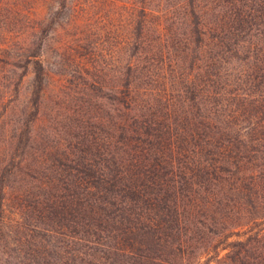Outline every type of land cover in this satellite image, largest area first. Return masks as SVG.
I'll use <instances>...</instances> for the list:
<instances>
[{
    "label": "rangeland",
    "instance_id": "rangeland-1",
    "mask_svg": "<svg viewBox=\"0 0 264 264\" xmlns=\"http://www.w3.org/2000/svg\"><path fill=\"white\" fill-rule=\"evenodd\" d=\"M255 1L0 0V264H161L142 259L130 263L101 246L47 231L48 222L35 209L38 195L46 193L44 183L58 178L54 171L64 161V148L80 143L87 151L83 141L114 132L127 113L122 107L129 100L120 94L125 83L137 113L162 111L166 89L177 113L213 115L221 122L218 133L228 126L221 137L234 136L238 121L264 125V102L251 106L241 98L229 99L238 109L237 117L229 119L227 101L204 109L197 93L180 91L185 74L192 71L187 66L200 63L208 64L207 72L220 73L229 92L263 93L264 74L253 68V57L262 53L231 50L235 43L248 48L264 41V9L256 12ZM243 13L255 17L244 19ZM236 14L242 15L237 22ZM216 24L232 33L224 40L230 50L222 58L211 46ZM203 29L208 37L201 36L207 45L201 52L195 33ZM130 63L138 69L126 72ZM263 134L259 130L254 135ZM253 146L259 152L242 156L256 160L251 165L264 163V144ZM17 147L19 157L12 160ZM234 147L233 153L242 149ZM223 204L213 221H220L233 202L225 199ZM257 228L264 232L263 223ZM211 237L195 238L186 263L199 259L215 264L206 262L213 255ZM238 239L244 238L228 242ZM218 253L223 257L227 250L219 248ZM169 257L172 264H181L179 256Z\"/></svg>",
    "mask_w": 264,
    "mask_h": 264
},
{
    "label": "trees",
    "instance_id": "trees-1",
    "mask_svg": "<svg viewBox=\"0 0 264 264\" xmlns=\"http://www.w3.org/2000/svg\"><path fill=\"white\" fill-rule=\"evenodd\" d=\"M255 2L259 5L256 12L262 11L264 0ZM242 15L244 19L255 17L253 13ZM242 15L233 17L237 22ZM213 30L211 46L222 58L230 50L224 40H230L232 33L219 24ZM205 32L195 33L202 44L201 52L207 46L201 37H208ZM235 44L232 51L262 53L260 58L253 57V68L264 74V41L261 45L250 43L248 48ZM207 68L208 64L188 65L192 71L185 74L180 89L185 95L197 93L204 109L207 104L220 106L218 100H225L226 117L235 119L238 109L230 106L229 99L241 98L251 106L264 102V91L242 95L229 92L224 77L207 72ZM137 69L136 64L125 66L126 72ZM121 87L120 94L126 95L129 104L122 107L127 113L120 116L114 132L94 138L91 144L83 141L87 151L80 143L64 148V161L60 160L54 171L58 178L44 183L42 188L50 190L43 193L44 197L38 195L35 209L48 222L46 230L101 246L130 263L142 259L161 264H172L170 255L179 256L181 264H202L199 259L186 263L184 256L195 238L211 234L213 255L206 262L264 264V232L257 228L264 224V163L251 165L256 160L250 162L242 156L259 152L253 144H264V134H254L264 132L263 123L247 120L243 126L238 121L234 124L235 137H221L228 126L219 134L217 124L221 122L213 115L177 113L166 89L164 109L147 115L137 113L132 106L135 100L130 84ZM236 144L242 149L233 153ZM13 150L12 160L19 157L18 147ZM225 199L233 204L227 206L228 213L220 221H213ZM232 237L244 239L228 242ZM219 248L227 250L223 257H219Z\"/></svg>",
    "mask_w": 264,
    "mask_h": 264
}]
</instances>
